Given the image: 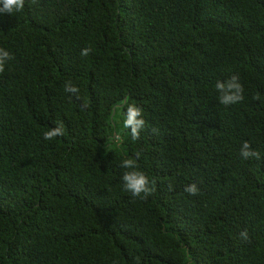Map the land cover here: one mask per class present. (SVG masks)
Here are the masks:
<instances>
[{"label": "trees", "instance_id": "trees-1", "mask_svg": "<svg viewBox=\"0 0 264 264\" xmlns=\"http://www.w3.org/2000/svg\"><path fill=\"white\" fill-rule=\"evenodd\" d=\"M0 50V264H264V0H24Z\"/></svg>", "mask_w": 264, "mask_h": 264}, {"label": "clouds", "instance_id": "clouds-1", "mask_svg": "<svg viewBox=\"0 0 264 264\" xmlns=\"http://www.w3.org/2000/svg\"><path fill=\"white\" fill-rule=\"evenodd\" d=\"M24 8V0H0V13L13 14L19 12ZM90 49H82L81 55H88ZM10 55L7 51L0 50V72L4 71V61L9 59ZM239 77L233 75L227 82H217L216 89L221 93L220 102L224 105L234 104L243 100V87L238 82ZM65 90L70 92H76L77 89L70 84L65 85ZM257 99L259 97H256ZM142 110L135 105H129L126 112V118L124 119L123 126L125 129H130V133L133 139L139 138V131L144 126L145 121L140 118ZM63 135V129L56 127L50 131L44 133V139L51 140L56 136ZM241 155L245 159L251 157L259 158V153L250 149L248 142H245L241 148ZM121 167L125 169H135L136 163L133 159H124L121 163ZM122 179L124 181V187L130 191L133 196L139 197L142 193L144 196H148L152 192V188L149 186V180L147 176L137 170L126 171ZM185 191L190 195L197 194V187L195 184L187 186ZM246 238L247 233H241Z\"/></svg>", "mask_w": 264, "mask_h": 264}]
</instances>
